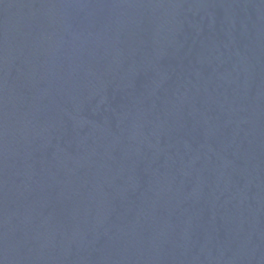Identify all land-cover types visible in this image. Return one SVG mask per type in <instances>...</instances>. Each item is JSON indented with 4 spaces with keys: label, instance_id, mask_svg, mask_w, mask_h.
Instances as JSON below:
<instances>
[{
    "label": "water",
    "instance_id": "water-1",
    "mask_svg": "<svg viewBox=\"0 0 264 264\" xmlns=\"http://www.w3.org/2000/svg\"><path fill=\"white\" fill-rule=\"evenodd\" d=\"M0 264H264V0H0Z\"/></svg>",
    "mask_w": 264,
    "mask_h": 264
}]
</instances>
